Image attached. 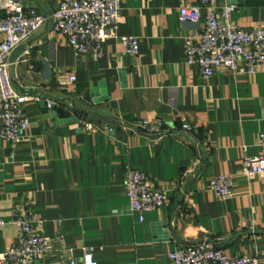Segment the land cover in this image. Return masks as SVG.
I'll list each match as a JSON object with an SVG mask.
<instances>
[{
	"label": "crops",
	"instance_id": "crops-1",
	"mask_svg": "<svg viewBox=\"0 0 264 264\" xmlns=\"http://www.w3.org/2000/svg\"><path fill=\"white\" fill-rule=\"evenodd\" d=\"M21 3L51 16L58 0ZM196 4L124 0L116 34L138 39L136 55L125 53L117 37L103 43L99 57L76 54L51 20L11 53L14 87L40 101L25 104L29 126L22 141L0 140V251L17 235L12 211L25 215L31 207L34 230L50 241L37 264H171L170 251L204 240L264 263V175L240 173L244 157L260 151L264 68L253 75L220 68L205 80L196 65H187L184 39L201 32L206 10L190 25L179 22L178 8ZM215 4L231 5L239 27H264V0ZM68 72L76 78L71 84ZM91 89L98 98L105 90L107 99L93 103ZM140 119L162 120V133L139 131ZM129 167L168 195L142 222L129 209ZM221 173L233 176L231 199L209 188Z\"/></svg>",
	"mask_w": 264,
	"mask_h": 264
},
{
	"label": "built area",
	"instance_id": "built-area-1",
	"mask_svg": "<svg viewBox=\"0 0 264 264\" xmlns=\"http://www.w3.org/2000/svg\"><path fill=\"white\" fill-rule=\"evenodd\" d=\"M124 0H58L51 16L39 12L35 7L25 8L21 0H2L0 4V140L11 144L22 141L29 126L25 104L38 102L37 95L18 91L9 74V57L37 30L51 20L52 30L65 37L76 54H102L103 43L118 38L125 53L136 55L139 41L136 37H118V21ZM206 10L203 29L197 36L184 39L187 65H196L201 77L210 79L217 69L229 73L253 75L264 68V27L244 29L235 25L230 15L231 5L217 7L215 0H197L196 5L178 8L181 24L196 25L201 18V9ZM69 84L75 82L72 72L66 73ZM52 103L47 101V106ZM85 130L93 125L80 122ZM139 131L149 135L162 133L163 121L140 119L134 123ZM184 129L190 126L185 124ZM111 130V128L109 129ZM260 151L255 156L244 157L240 173L246 177L264 175V130L258 135ZM210 190L222 200L231 199L235 188L233 176L226 173L213 176ZM125 191L130 212L144 220V213L159 209L168 201L166 191L155 186L148 175L137 169L127 168ZM35 214L31 207L25 215L17 209L12 211L11 223L17 229L15 240L0 251V264H37L50 248V241L34 230ZM5 221L0 219V230ZM91 248L85 249L90 253ZM171 264H264L255 255H228L204 240L199 243L181 245L168 253Z\"/></svg>",
	"mask_w": 264,
	"mask_h": 264
},
{
	"label": "water",
	"instance_id": "water-1",
	"mask_svg": "<svg viewBox=\"0 0 264 264\" xmlns=\"http://www.w3.org/2000/svg\"><path fill=\"white\" fill-rule=\"evenodd\" d=\"M97 91H98L97 89H91V91H90L91 92V96H92L93 103H98L99 101H103V100L107 99V97H106V91L105 90H101L100 91V94H101V97L100 98H98L97 97V94H95V92H97ZM43 105L47 108V110L51 114H53V115L56 116V108H55L54 105H51L50 107H48L47 106V101H44L43 102Z\"/></svg>",
	"mask_w": 264,
	"mask_h": 264
}]
</instances>
